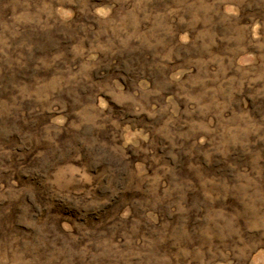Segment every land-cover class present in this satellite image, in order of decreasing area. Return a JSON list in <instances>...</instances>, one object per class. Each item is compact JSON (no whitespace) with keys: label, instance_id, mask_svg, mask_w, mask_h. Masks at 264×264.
<instances>
[{"label":"rangeland","instance_id":"obj_1","mask_svg":"<svg viewBox=\"0 0 264 264\" xmlns=\"http://www.w3.org/2000/svg\"><path fill=\"white\" fill-rule=\"evenodd\" d=\"M0 264H264V0H0Z\"/></svg>","mask_w":264,"mask_h":264}]
</instances>
